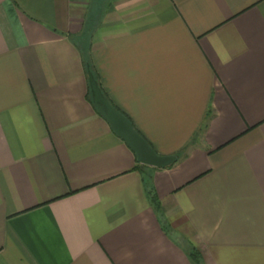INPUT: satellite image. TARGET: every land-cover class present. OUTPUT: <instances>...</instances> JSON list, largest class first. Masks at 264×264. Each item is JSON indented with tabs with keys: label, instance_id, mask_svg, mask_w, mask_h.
Returning a JSON list of instances; mask_svg holds the SVG:
<instances>
[{
	"label": "crops",
	"instance_id": "crops-1",
	"mask_svg": "<svg viewBox=\"0 0 264 264\" xmlns=\"http://www.w3.org/2000/svg\"><path fill=\"white\" fill-rule=\"evenodd\" d=\"M85 50L174 163L137 161L92 100ZM193 250L264 264V0H0V264H198Z\"/></svg>",
	"mask_w": 264,
	"mask_h": 264
},
{
	"label": "water",
	"instance_id": "water-1",
	"mask_svg": "<svg viewBox=\"0 0 264 264\" xmlns=\"http://www.w3.org/2000/svg\"><path fill=\"white\" fill-rule=\"evenodd\" d=\"M92 100L98 111L109 121L115 132L136 153L137 161L152 167H166L174 163L177 155H161L134 127L131 120L117 109L103 93L93 73L89 72Z\"/></svg>",
	"mask_w": 264,
	"mask_h": 264
},
{
	"label": "trees",
	"instance_id": "trees-1",
	"mask_svg": "<svg viewBox=\"0 0 264 264\" xmlns=\"http://www.w3.org/2000/svg\"><path fill=\"white\" fill-rule=\"evenodd\" d=\"M81 53H82V58H83L84 66H85L88 74H89V72L93 73V75L95 76V78L97 79V81L99 83L98 75L95 72V69H94V66L92 64V61H91L90 54H89L88 50L87 51L86 50L85 51H82ZM99 85H100V83H99ZM100 87H101V85H100ZM101 89H102V87H101ZM90 95H91V93H90ZM153 201L156 202L157 201L156 198H154ZM191 255H192L194 261L199 264L200 261L198 259L197 252L195 250H193V252H192Z\"/></svg>",
	"mask_w": 264,
	"mask_h": 264
}]
</instances>
